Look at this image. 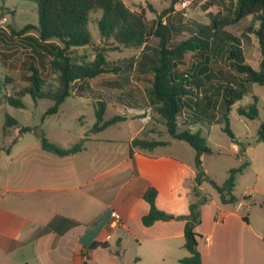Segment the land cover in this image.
<instances>
[{
  "label": "trees",
  "instance_id": "1",
  "mask_svg": "<svg viewBox=\"0 0 264 264\" xmlns=\"http://www.w3.org/2000/svg\"><path fill=\"white\" fill-rule=\"evenodd\" d=\"M37 5L38 25L26 24L19 31V35L30 45L33 57L39 59L41 67L44 58H48L50 73L53 81L43 78L40 69L32 60H28L25 68L28 72L27 84L16 93H6V81L0 82V102L4 100L9 105L24 107L21 94L29 93L36 99L52 101L46 114H54L60 104L70 95H77L84 90L79 81L94 78L102 73H119L122 66L106 58L105 51L94 46V37L89 29L91 15L98 14L95 25L100 39L106 41L113 49L141 48L139 54L128 62L134 66L135 77L141 76L150 84L146 89L147 102L159 116L165 131L171 139L182 140L195 149L196 183L207 178L203 170L202 158L204 154L213 153L212 148L201 136L200 131L192 132L189 128L179 129V118H184V124L198 120H215V115L206 116L210 109L225 107V127L232 138V143L238 145V155L245 156L246 146L251 142L239 140L235 137L228 124L226 113L230 107L248 91V84L264 85V0H224L225 11L220 15H211L209 23H200L182 12L177 11L179 0H171L168 7L161 10L152 19L146 17L145 7L131 9L124 0H32ZM150 11L156 12L151 4L146 5ZM178 12L179 21L173 22L171 13ZM249 19L243 34L252 37L259 51L256 67L244 60L239 45V38L226 30V26L235 24L242 18ZM37 34L32 35L31 30ZM151 38L156 40L150 44ZM32 43L37 44L34 48ZM91 47V52L88 48ZM224 56L229 59L231 70L237 75H217L211 69L212 57ZM239 75V76H238ZM114 86H120L113 81ZM118 96V102L138 107L139 102L130 91ZM194 107L191 108V107ZM106 102L96 99V122L92 127L99 132L106 127L126 120L124 115H114L104 119ZM239 115L254 120L258 117L257 97L253 101L237 108ZM18 125V121L9 114H5L2 132L6 135L11 127ZM19 135L15 137L4 150L9 153L12 145L19 140L24 132L31 131L29 126H19ZM256 142L264 143V119L257 128ZM168 141L158 140L149 134L135 136L129 143V155L134 149H152ZM44 150L59 156H65L81 150L76 144L64 148L41 138ZM247 161L238 167L230 168L225 181L219 185L210 180L220 195L222 203H233L235 179L242 173ZM157 189L148 186L141 194L148 205V213L142 216L145 226L156 220H167L172 215L165 213L156 206ZM261 205L264 207V192ZM186 220L184 225V248L188 254L181 258L184 264H201L198 241L201 235L196 228L200 223L198 212L193 204L187 215L179 216ZM108 248L106 242L93 241L90 248Z\"/></svg>",
  "mask_w": 264,
  "mask_h": 264
},
{
  "label": "rangeland",
  "instance_id": "2",
  "mask_svg": "<svg viewBox=\"0 0 264 264\" xmlns=\"http://www.w3.org/2000/svg\"><path fill=\"white\" fill-rule=\"evenodd\" d=\"M126 5L131 9H140L145 7V14L148 19H152L164 8L168 7L171 0H124ZM156 10L150 11L147 4ZM177 11L182 12L187 17H190L200 23H209L211 15H220L225 11L224 0H179ZM98 14L91 15V23L89 29L94 37V46L100 47L105 51L106 58L109 61L118 63L122 66L119 73H102L94 78L76 82L75 86L81 84L84 90L77 95H70L59 106V109L54 114H46V111L52 105V101L48 99L34 100L29 93L21 94V99L24 102V107H15L9 105L4 100L0 102V185L6 178L8 171H12V164L8 163V155L4 150L10 142L19 135V126H29L31 131L24 132L22 137L13 149L14 153L18 154L22 149L28 147H37L41 145V138H46L49 142L59 145L64 148L72 147L76 144L81 145V152L77 155L76 164L80 168V177L84 181L89 170L97 171V174L103 167L114 166L118 160L127 157L128 146L127 141L131 137L134 126L138 122L143 124L141 132L137 136L149 134L158 140H166L169 134L165 131L161 119L147 102L146 89L149 82L137 79L134 73V66H128L131 58L136 57L141 48H123L120 50L110 48L106 41L100 39L98 30L95 25V20ZM179 14L171 13L170 17L173 22L179 21ZM249 19L242 18L235 24L226 26V30L232 35L239 38V45L243 52L246 63L253 67L257 66L259 59V51L252 37L247 38L243 31L248 25ZM38 25L37 5L32 0H0V82L4 77H8L6 81L5 92L16 93L27 84L26 76L28 74L25 65L28 60H32L40 69L43 78L47 81H53L54 75L50 73L48 65V56L44 58V65L41 67L39 59L32 55L30 45L24 38V35H19L13 31H19L24 25ZM32 35H36V30H31ZM150 44H155L156 40L151 38ZM34 48L37 44L32 43ZM91 52V47L88 48ZM211 69L219 75L237 73L230 68L229 59L224 56L212 57L210 62ZM239 76V75H238ZM113 81H118L120 86H114ZM130 91L132 96L139 102L138 107H130L124 103L118 102L117 97L124 95V92ZM253 95L257 97L258 117L254 120H249L238 114L239 106L247 105L253 101ZM96 99H102L106 102L104 119L111 118L114 115H124L126 120L117 122L116 124L106 127L104 130L94 132L93 125L96 122L95 105ZM191 108L194 109L192 106ZM225 107H217L210 109V114L215 115V120L210 122L207 117L184 124V118H179V129L189 128L190 131H200L202 137L212 148L213 153L204 154L202 158L203 170L207 178H202L199 183H195L190 177L183 179L182 185H178L180 193L176 199V205L179 209H186L189 202L195 206L198 212V218L201 220L202 205H209L216 201L219 205L220 195L213 183L221 185L230 168L238 167L244 161L249 163V167L242 173H238L235 179L233 194L236 200H248L242 196V192L248 185H253L257 181V185L252 192L255 198L250 204V207H258L262 202V194L260 187L264 185V143L256 142L257 128L260 122L264 119V85L256 83L248 84V91L237 100L226 113L228 118L229 128L232 134L239 140L251 142L246 147L245 156H239L233 150L231 136L224 131L225 127ZM5 114H9L18 121V125L10 128L6 135H3L2 127ZM134 125V126H132ZM134 127V128H133ZM114 139L113 142H98L90 139ZM170 151L178 152L190 159L195 168V149L185 141L176 140L169 146H157L152 152ZM16 154V155H17ZM5 167L6 170H5ZM129 175H119L113 178L112 187H104V183L109 180V177H99L96 179V185L100 188L101 194V209H97V217L92 226H87L88 231L96 228V231L104 225V234L110 233V247L108 250L100 247L92 250L90 256L85 262L75 264H184L181 258L188 254L184 248V237H172L154 239L143 236V231L146 229L143 224L132 223L128 230L124 228H110L111 209H119V201L121 202L124 192L128 189L126 181ZM112 179V178H111ZM258 179V180H257ZM149 181L144 180L141 186L148 184ZM201 189H198V186ZM119 190L118 196L116 192ZM12 197V211H24V199L22 196L12 193L7 194L4 202ZM87 198V197H86ZM112 202L110 207L108 203ZM105 204V205H104ZM232 205V204H230ZM256 208H254V211ZM264 209V207H262ZM104 210V211H103ZM263 217H264V210ZM92 214V213H91ZM91 214L89 216H91ZM89 216H80L81 224L76 229L81 230L85 225H88ZM253 212L251 218H255ZM199 228V226L197 227ZM89 234V233H88ZM87 234V235H88ZM117 237H120V243H116Z\"/></svg>",
  "mask_w": 264,
  "mask_h": 264
},
{
  "label": "crops",
  "instance_id": "3",
  "mask_svg": "<svg viewBox=\"0 0 264 264\" xmlns=\"http://www.w3.org/2000/svg\"><path fill=\"white\" fill-rule=\"evenodd\" d=\"M134 127L127 141V157L118 160L114 166L103 167L98 174L89 167L84 181L76 164L77 154L82 149L65 156L46 151L41 145L22 149L17 155L13 152L15 145L9 153L5 151L12 171L7 172L0 185V264H75L77 259L79 263L85 262L90 252L98 248H90L93 241L106 242L108 250L111 234H104V225L97 231V227L91 231L87 227L94 224L96 210L102 208L100 188L95 183L98 176L109 177L104 187H112L113 178L129 175L126 181L129 187L118 203L119 209H111L120 220L114 229L128 230L132 223L143 224L141 219L148 213L149 205L141 194L148 186H153L158 192L156 206L172 217L143 225L146 227L143 236L154 239L184 237L186 220L179 216L190 212L191 203L186 202V209L177 208L176 199L183 194L177 187L186 177L196 183V168L181 153L152 152L157 146L147 150L134 149L130 156L129 143L141 132L143 124L138 122ZM90 140L115 141L110 138ZM164 141L168 143L163 146H169L176 140L169 136ZM233 150L238 154L237 144L233 143ZM144 180L149 182L141 186ZM256 185L257 181L244 188L242 196L248 197L247 201L238 199L233 203H222L220 200L223 205L213 201L201 206L203 217L196 228L201 235L198 241L201 264H264V209L261 204L250 207ZM263 192L264 185L260 187L262 196ZM9 193L23 197L24 211H12V197L2 204ZM111 205L109 202L107 207ZM253 212L256 216L252 219ZM82 215L89 216L84 220L88 225L78 230ZM115 241L119 244L120 237Z\"/></svg>",
  "mask_w": 264,
  "mask_h": 264
},
{
  "label": "built area",
  "instance_id": "4",
  "mask_svg": "<svg viewBox=\"0 0 264 264\" xmlns=\"http://www.w3.org/2000/svg\"><path fill=\"white\" fill-rule=\"evenodd\" d=\"M110 217H111V221H110V226L112 228H115L119 225V215L115 212V211H110ZM109 237V235H107V238ZM208 240V237L206 238Z\"/></svg>",
  "mask_w": 264,
  "mask_h": 264
}]
</instances>
